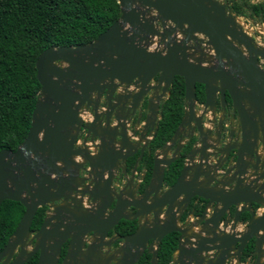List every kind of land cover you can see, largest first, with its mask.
I'll return each mask as SVG.
<instances>
[{
  "label": "water",
  "instance_id": "95a60500",
  "mask_svg": "<svg viewBox=\"0 0 264 264\" xmlns=\"http://www.w3.org/2000/svg\"><path fill=\"white\" fill-rule=\"evenodd\" d=\"M117 1L119 18L93 41L50 46L36 59L40 89L28 133L15 150H0V204L13 200L24 207L0 250V264H24L35 254L36 264H134L145 249L150 264H157V246L171 232L179 235L172 264H243L251 239L255 255L249 264H264V46L239 24L233 0ZM176 76L185 87L181 126L188 127L187 138L195 136L193 147L184 156L180 143L170 157L156 155L145 188L133 186L131 175L112 198V170L140 148L135 169L145 148L128 142L121 120L137 115L133 134L140 138L156 130L153 100L162 99ZM197 84L204 92L199 109ZM102 95L110 111H97ZM115 107L129 113L114 114L111 127ZM226 119L238 124L240 136L229 149L223 144ZM83 130L99 138L98 153L76 147ZM181 134L176 130L170 142ZM179 157L180 173L164 187L165 168ZM85 165L94 168L91 189L79 176ZM121 194L129 199L119 201ZM193 198V210L200 201L203 211L194 223L189 217L182 222ZM111 203L114 209L105 215ZM45 207L33 229L34 215ZM242 212L247 219H240ZM120 218L136 220V230L108 240Z\"/></svg>",
  "mask_w": 264,
  "mask_h": 264
},
{
  "label": "trees",
  "instance_id": "16d2710c",
  "mask_svg": "<svg viewBox=\"0 0 264 264\" xmlns=\"http://www.w3.org/2000/svg\"><path fill=\"white\" fill-rule=\"evenodd\" d=\"M237 16L264 21V4L236 0L230 6ZM120 16L117 0H0V150H15L26 137L32 111L40 89L35 62L50 46H76L93 41ZM197 87V86H196ZM200 88V89H199ZM184 81L176 76L161 102V117L147 150L144 183L151 177L155 151L172 137L185 111ZM197 100H203L202 86L197 87ZM179 167L165 170L164 183H174ZM23 205L4 200L0 204V250L16 228ZM43 208L33 217L32 227L40 225ZM125 233L135 229L126 223ZM177 233L163 237L158 245V263L172 264L177 247ZM254 240L247 244L242 260L253 255ZM33 255L24 264H36ZM136 264H150V254L144 253Z\"/></svg>",
  "mask_w": 264,
  "mask_h": 264
},
{
  "label": "flooded vegetation",
  "instance_id": "af4514ba",
  "mask_svg": "<svg viewBox=\"0 0 264 264\" xmlns=\"http://www.w3.org/2000/svg\"><path fill=\"white\" fill-rule=\"evenodd\" d=\"M219 1L223 3V2H227L229 0H219ZM234 1H236V0H233V2ZM250 1L252 3H263L264 4V0H257V1L250 0ZM231 4H230V6H231ZM237 17H240L241 19H243L242 21L244 23L247 22V25H249L248 27H250L251 30L255 29L256 33L252 37H254L256 39V43L264 46V21H259L257 19H253V18H250L248 16H237ZM259 23L263 24V25H260V26H263L262 28H260L258 26ZM247 33L250 34L248 31H247ZM196 86L197 87H199V86L201 87L202 85L197 84ZM202 92H203V86H202ZM116 93H118V92L116 91ZM148 95H150V93ZM184 96H185V93H184ZM203 98H204V92H203ZM98 101H99L98 110H97L98 112L99 111H110V109H109V101H107L105 99L104 95H102V97ZM153 101L158 104V106H157V111L158 112H157V115H156V120H157L156 130H157L158 123H159V120H160V117H161V102H162V100H153ZM202 103H203V100L201 102H199L197 100L196 108L199 109ZM111 104L113 105L114 102H111ZM86 108L90 112H92V107L91 106L90 107H86ZM185 109H186V107H185ZM159 111H160V113H159ZM136 112L138 113V111H136ZM127 113H129L128 110L125 109V110L121 111V110H118L117 107H115L112 110V112L110 113L109 124L111 125V127H114L116 125V123H117V120H116L114 114H117L118 116L119 115L126 116L125 114H127ZM184 114H185V111H184ZM127 116H128V114H127ZM136 117H137V115H135L134 118L131 119L128 116L125 119H122L121 121L123 122V127L125 128L128 142L132 143L136 147L137 146H139V147L145 146V148L143 150V156L137 162L136 168L134 169V165H135L136 159H138L139 151H140V148H138V151L134 155H132L131 157L127 158L125 164H121V168L120 169L112 170V173H113L112 178H111V181H112L111 182V188L113 190L112 198H114V196L116 195V191H118L119 189H121V188H123L125 186L124 184L127 182V179L131 175L134 176V178H133V186H137V187H139V189L145 188L147 186V184L149 183V181L151 180V177H150L148 183L142 188L143 183H144V181H143L144 179L143 178H144L145 171H146L145 164L143 162V157H144L145 151L147 150V147L149 146V143L151 142V140L153 139V137L155 135L156 130L148 129V131L143 132L144 138H140L139 134H133V129H135V119H136ZM183 117H184V115H183ZM183 117H182V119H183ZM182 119H181V121H182ZM83 121L86 122V120H83ZM145 121H146V119H145V115H144V112H143V115L141 117V121H140L139 125L136 126L139 131L143 130L142 125H144ZM102 122L104 123V120ZM180 126H181V122H180V125L178 126L177 130L179 129ZM214 127H216V124H214ZM183 128L185 129V131L181 132V133H183V135L181 134V137L177 138L175 143H171L170 141L173 138V136L175 135V133H174L172 135V137L165 143L164 146H162L161 148H159V149H157L155 151L154 159H155L156 155H158V157H170L173 154V152L175 151V149L177 148V146L179 145V143L181 144L180 146H183L181 148V152H180L181 156H184V154L189 149H191L193 147V144L196 141V139L194 138L195 136L193 135L192 139L187 138L188 136H186L184 134H186L189 131V129L186 126L183 127ZM222 131H223V144H226V148L229 149V148H232L233 146L237 145V142L239 141L240 136L237 137V134L239 133V127H238V124L235 121L229 122L228 119L224 120L223 121V129H222ZM231 131H233L234 136L233 137L232 136L228 137V133L231 132ZM86 135H87V137L85 139ZM91 138H92L91 134H88L86 130L81 131V133H79L78 139L76 141V147H83V145H85V147H87V149L89 151L88 153L90 155H94V154L98 153L99 144H100L99 138H97V137H95L96 139H91ZM166 145H167V147L171 146V148L169 150L172 149V152L169 155H167V153H166V155L162 154V151H163V149L165 148ZM123 151H125V150H123ZM234 153H235V150L232 149L230 151V156H229V161H230V163L232 165L235 163V160H236V158L233 157ZM257 155H258V153H257ZM154 159H153V162H154ZM182 162H183V158L179 157L174 162H172L168 167H166L165 170L169 169L173 165L176 166V167H179L178 174H177V177H178V175L180 173V170H181V167H182ZM252 163H255L254 160H252ZM122 168H124L125 170H122ZM152 168H153V164H152ZM248 168H249L250 171H252V170L254 171L252 166L249 165ZM90 171L93 172L94 168L91 169V168H89L88 165H85V170H81L80 173H79V176L80 177H87V178H85L83 184L84 185H88V188L91 189V187L93 185V183H91L92 182V178H93V174H91ZM151 175H152V171H151ZM106 177H107V170L104 172L103 179H105ZM243 177H246V175L243 176ZM247 181L248 180L245 179L243 183H247ZM164 187H169V186H167L164 183ZM114 188L117 189V190L115 191ZM77 197H79V196H77ZM125 199H129V198L126 195H123V194H121L119 196V201H124ZM90 201H91V199H89V202ZM194 201H195V198L192 199L190 205L187 207V210L185 212V215L183 216L182 222H184L186 220V218L189 217L188 218V221H189L188 223H190V222L194 223V220L196 221V219H198L200 217L201 212L203 211V204L200 201H197L196 206H195V208L193 210V206L192 205L194 204ZM94 205H95V203H94ZM113 209H114V203H111V205L105 211V215L109 211H112ZM192 210H193V213H191ZM46 211H47V207L43 208V217H44ZM210 211L211 210H208L206 214H209ZM230 214H231L230 217L232 218L234 216V212H231ZM247 217H248L247 212H242L240 214V219L245 220V219H247ZM224 219H225V216L222 217L223 221H224ZM42 220H43V218H42ZM126 223H130V224L135 225V229L133 231H131V232L125 233L123 231V228L127 226ZM222 224H223V222L221 223V226H222ZM137 226H138V224H137L136 220H133V221L131 220L130 221V220H126L124 218H120L113 225V227L109 230L108 240L111 239V237L116 236V235H121L122 236V235H126V234H129V233H132V232H134L136 230ZM32 228L36 229L37 227L36 228L32 227ZM193 230L197 231L198 228L193 227ZM171 233H177V232H171ZM176 236H177V239H178V236H179L178 233H177ZM91 238H92L91 234L89 236H87V240H89ZM108 240H106V241H108ZM251 240H253V239H251ZM247 244H246V246H247ZM118 245H119V241H117L113 245V247L116 248V247H118ZM66 246H67V242L64 244V246L62 248L63 249V253H61V256L64 255V253H65L64 250L66 249ZM246 246H245V248H246ZM106 248L107 247L104 246L102 248V250L105 251V250H107ZM157 248H158V246H157ZM245 248H244V250H245ZM244 250L242 252V256H243ZM144 253H149L150 254V260H151V253L148 252L147 249H145L142 252L140 258L142 257V255ZM254 255L255 254H254V251H253V255L249 256V258H247L246 260H242V263L243 264L251 263V261L254 259ZM139 259L134 264H136L139 261ZM171 263H172V260H171Z\"/></svg>",
  "mask_w": 264,
  "mask_h": 264
},
{
  "label": "rangeland",
  "instance_id": "374dc122",
  "mask_svg": "<svg viewBox=\"0 0 264 264\" xmlns=\"http://www.w3.org/2000/svg\"><path fill=\"white\" fill-rule=\"evenodd\" d=\"M242 20L243 19L238 17L239 24H241V26H243V28L247 30L250 33V36L252 37L256 33L255 29L251 30V28L247 26V22L244 23Z\"/></svg>",
  "mask_w": 264,
  "mask_h": 264
},
{
  "label": "crops",
  "instance_id": "0c3cea01",
  "mask_svg": "<svg viewBox=\"0 0 264 264\" xmlns=\"http://www.w3.org/2000/svg\"><path fill=\"white\" fill-rule=\"evenodd\" d=\"M254 1H257V0H254ZM260 25H263V24H260V23L258 24V26H259L260 28H262L263 26H260ZM247 26H249V25H247ZM166 95H167V92L164 94V96L162 97L161 100H163V99L166 97ZM196 114L198 115V112H196ZM179 129H180L181 132H182V131H185V129H184L182 126H180ZM171 152H172V149L169 150V151H167V155H169Z\"/></svg>",
  "mask_w": 264,
  "mask_h": 264
}]
</instances>
